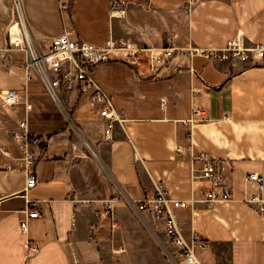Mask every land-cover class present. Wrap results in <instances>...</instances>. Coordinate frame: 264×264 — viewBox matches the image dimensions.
Returning <instances> with one entry per match:
<instances>
[{
  "label": "crops",
  "instance_id": "1",
  "mask_svg": "<svg viewBox=\"0 0 264 264\" xmlns=\"http://www.w3.org/2000/svg\"><path fill=\"white\" fill-rule=\"evenodd\" d=\"M107 1L70 0L62 11L58 0H21V6L40 51L63 30L96 46L111 38L142 48L134 67L108 60L89 71L125 119L113 125L109 140L97 117L100 104L90 105L89 93L78 95L75 83L59 90L65 118L36 77L25 81L23 53L7 42L9 0H0V93L22 92L12 106L0 104V148L18 155L11 131L24 118L29 133L45 138L31 146L36 182L25 195L20 166L6 168L10 159L0 152V264H176L179 250L160 221L147 213L142 221L125 201L152 196L157 180L170 197L188 201L172 211L201 264H264V212L243 201L257 191L253 180H243L250 171L261 175L258 194L264 198V67L183 50L219 48L236 34L264 42V0H197L188 10L182 7L187 0H126L123 17H109ZM165 46L174 47L172 55L149 72V50L156 54ZM190 119L202 120L190 126L192 152L225 163L230 200L192 201L208 183L191 178L188 151H173L174 144L186 145ZM111 196L105 214L103 200ZM26 200H35L37 214L26 218L22 231Z\"/></svg>",
  "mask_w": 264,
  "mask_h": 264
},
{
  "label": "built area",
  "instance_id": "2",
  "mask_svg": "<svg viewBox=\"0 0 264 264\" xmlns=\"http://www.w3.org/2000/svg\"><path fill=\"white\" fill-rule=\"evenodd\" d=\"M69 1L58 0L59 11L66 9ZM196 1L187 0L182 7L188 10ZM107 3L109 17L125 16L127 9L126 0H108ZM9 4L11 20L6 30L7 42L23 53L22 65L25 70V81L30 80L32 76L36 77L48 100L60 112L62 109L65 118H68V114L62 108L59 90L62 87L64 90L69 91L72 89L73 83H75L78 95L89 93V104L92 105L93 102L100 104L96 112L98 119L103 122V138L106 140L111 139L113 125H121L125 119L120 112L113 109L108 96L91 79L89 71L97 64L108 60H120L134 67L139 60L138 52L142 48L133 43L121 40L114 41L111 38H107L102 45L96 46L78 39H71V33L63 30L60 35L49 39L45 51H40L32 42L24 23L21 0H9ZM14 24L18 26V31L14 32L12 36L10 31ZM173 50L174 47L172 46H165L156 54H152L149 50L147 58L149 72H155L162 66L172 55ZM183 50L187 51L190 57L194 55L214 61H226L231 64L264 67V42L248 40L242 34H236L219 48H198L187 45ZM61 67H64L62 71ZM188 71L192 70L188 68ZM21 96V91L14 89L5 90L0 93V104L2 107H10ZM23 105L26 111L29 110L30 105L26 101H23ZM163 105L164 100L161 99V106ZM193 111L198 113V110ZM189 121L186 145L174 144L173 151L174 153L188 151L191 178H200L208 183L207 188L202 192V196L192 201L199 200L206 205H212L215 202L230 200L231 186L223 176L227 166L222 160L203 150H198L196 153L192 152L193 141L190 137V126L193 123H202V120L190 119ZM11 139L18 149V155L11 156L2 148H0V152L10 159V162L5 165L6 168L11 169L15 165L20 166L24 175L21 193L25 195L26 191L32 188L36 182L33 172L35 153L31 146L40 144L45 138L29 133L26 119L24 118L11 131ZM243 180H253L257 188V191L253 194L244 196L243 201L254 204L258 212H264V198L258 194L262 182L261 175L257 171H250L243 176ZM152 186V196L139 200L126 197V203L134 209L135 214L142 221H145V213L160 221V230L171 241L173 246L179 250V258L174 260L176 264H201L192 252L193 243H187L179 234L172 211L174 207H186L189 205L188 201L170 197L161 180L153 181ZM114 200L115 196L103 200L105 206L103 212L105 214L110 211ZM22 211L23 217L19 221V227L24 231L26 218L37 214L35 200H26ZM193 238L196 237L193 235ZM206 247V242L200 245L201 249ZM28 249L32 253L37 251L36 246L28 247Z\"/></svg>",
  "mask_w": 264,
  "mask_h": 264
},
{
  "label": "bare ground",
  "instance_id": "3",
  "mask_svg": "<svg viewBox=\"0 0 264 264\" xmlns=\"http://www.w3.org/2000/svg\"><path fill=\"white\" fill-rule=\"evenodd\" d=\"M14 25H15V24H14ZM14 25H13V26H14ZM13 26L11 27V31H10L12 36H13V33H14V32H17V31H15V30L13 31Z\"/></svg>",
  "mask_w": 264,
  "mask_h": 264
},
{
  "label": "rangeland",
  "instance_id": "4",
  "mask_svg": "<svg viewBox=\"0 0 264 264\" xmlns=\"http://www.w3.org/2000/svg\"><path fill=\"white\" fill-rule=\"evenodd\" d=\"M243 35V34H242ZM244 36V35H243ZM245 37V36H244Z\"/></svg>",
  "mask_w": 264,
  "mask_h": 264
}]
</instances>
